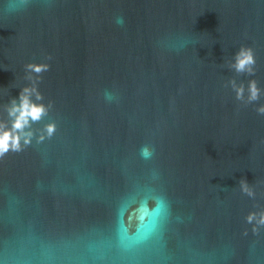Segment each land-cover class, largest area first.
<instances>
[{"label": "water", "instance_id": "water-1", "mask_svg": "<svg viewBox=\"0 0 264 264\" xmlns=\"http://www.w3.org/2000/svg\"><path fill=\"white\" fill-rule=\"evenodd\" d=\"M16 3L0 0V119L44 63L33 128L56 131L0 158V264H264L245 221L264 210V95L227 86L264 90V0ZM241 46L254 76L226 66Z\"/></svg>", "mask_w": 264, "mask_h": 264}, {"label": "clouds", "instance_id": "clouds-1", "mask_svg": "<svg viewBox=\"0 0 264 264\" xmlns=\"http://www.w3.org/2000/svg\"><path fill=\"white\" fill-rule=\"evenodd\" d=\"M28 0H18V3L11 6L13 10H19L26 7ZM118 24H123V18L118 17ZM51 59V57H48ZM228 69L233 70L237 75L254 76L256 60L253 50L250 47L241 46L232 55L231 60L226 61ZM25 77L29 83L23 86L19 92L18 99H11L9 103L4 105L6 119H0V158H3L8 152H20L32 143L35 138L36 143H41L45 139H50L56 131L55 122H48L42 128H33V125L39 123L44 117L48 116L51 103L45 105L43 95L38 91V83L40 74L49 70V65L40 63H28L24 66ZM35 74V75H34ZM235 93V99L244 104H252L258 101L264 90L257 86V82L251 79L245 84L237 82L235 78L227 81ZM246 93V94H245ZM34 98V99H33ZM105 99L111 101L113 95L105 92ZM256 111L260 115H264V104H260ZM153 155L152 150L148 146L141 148V156L149 159ZM239 186L242 193L252 198L255 196L253 189L249 186L246 179L239 180ZM245 221L253 225V231H257L260 226H264V210L259 212H249L245 216Z\"/></svg>", "mask_w": 264, "mask_h": 264}, {"label": "snow or ice", "instance_id": "snow-or-ice-1", "mask_svg": "<svg viewBox=\"0 0 264 264\" xmlns=\"http://www.w3.org/2000/svg\"><path fill=\"white\" fill-rule=\"evenodd\" d=\"M123 210V209H122ZM126 231V230H125ZM127 233V232H126Z\"/></svg>", "mask_w": 264, "mask_h": 264}]
</instances>
